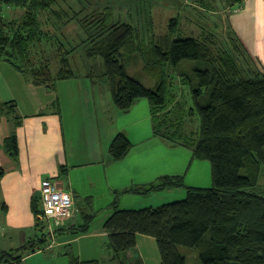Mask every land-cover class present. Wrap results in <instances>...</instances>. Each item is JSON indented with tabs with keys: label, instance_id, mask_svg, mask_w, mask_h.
Masks as SVG:
<instances>
[{
	"label": "trees",
	"instance_id": "trees-1",
	"mask_svg": "<svg viewBox=\"0 0 264 264\" xmlns=\"http://www.w3.org/2000/svg\"><path fill=\"white\" fill-rule=\"evenodd\" d=\"M60 1L0 0V61L32 83L56 89L58 80L77 75L70 58L76 46L69 49L60 41L66 37L62 29L76 22L85 36L84 58L90 63L101 59L103 70L98 76L107 81L115 106L126 112L136 100L145 98L155 135L189 148L192 159L211 165L209 187L188 185L183 175H164L152 183L114 191L113 212L103 225L109 264H142L140 258H128L138 234L155 238L162 264H264V194L255 190L264 166V72L257 69L232 28L217 46L214 31L201 28L199 35L181 36L176 18L171 19L167 32L158 35L147 14L142 33L116 17L109 5L95 13L87 6L59 9ZM125 54L140 57L141 73L155 82L153 87L129 73ZM53 59L59 63L56 71L51 67ZM167 65L175 70L179 82L189 85L193 107L187 109L170 92ZM3 105L15 112L13 103ZM195 114L200 119L198 132L189 126ZM131 146L127 135L119 132L109 153L120 160ZM4 148L18 157L14 131L5 138ZM3 173L0 169V178ZM175 187L185 189L182 199L137 209L118 205L120 194L146 196ZM31 207L35 216L42 211L39 198H32ZM95 216L96 211L83 213L81 222L57 227L53 233L88 232ZM35 229L14 252L6 251L10 263L43 249L51 240V232L37 218ZM69 259L71 264L97 262L80 261L72 255Z\"/></svg>",
	"mask_w": 264,
	"mask_h": 264
},
{
	"label": "crops",
	"instance_id": "crops-1",
	"mask_svg": "<svg viewBox=\"0 0 264 264\" xmlns=\"http://www.w3.org/2000/svg\"><path fill=\"white\" fill-rule=\"evenodd\" d=\"M227 10L232 30L257 69L264 72V0H235ZM88 74L58 80L56 89L49 90L0 61V169L4 172L0 178V239L8 249L16 250L35 234L36 218L51 232L43 249L23 254L12 263L3 249L0 256L5 258L0 264H71L70 255L80 261L109 264L103 225L113 212L114 191L152 183L164 175H183L188 185L196 187L212 183L210 163L192 159L187 147H175L155 135L145 98L123 112L112 98L97 100L93 89L96 75ZM7 102L15 105L14 113L3 105ZM13 131L17 158L4 148L5 138ZM119 132L127 135L132 146L124 158L115 160L109 146ZM44 178L54 179L73 197L72 216L58 225L39 219L31 207L33 197L40 200ZM185 194L184 188L175 187L146 196L120 194L117 201L120 208L137 209L179 200ZM95 211L88 232L53 233L57 227L81 222L83 213ZM34 256L39 257L27 263ZM128 258L162 264L155 238L145 234L137 235Z\"/></svg>",
	"mask_w": 264,
	"mask_h": 264
},
{
	"label": "rangeland",
	"instance_id": "rangeland-1",
	"mask_svg": "<svg viewBox=\"0 0 264 264\" xmlns=\"http://www.w3.org/2000/svg\"><path fill=\"white\" fill-rule=\"evenodd\" d=\"M79 1L82 3L80 4ZM234 1L235 0H62L58 8L65 10L73 8L78 10L82 6L85 8L87 6L89 12H95L101 10L105 5H109L113 8L116 17H119L123 21L131 22L135 27L140 28L142 33L147 27L145 22L146 16L150 14L154 23V31L158 35L167 32L171 19L176 18L178 21L176 24L178 26L177 31L181 33V36L199 35L201 28H203V30L214 31L216 37H218L215 39L217 43L215 45L219 46L222 35L226 33V30H231L227 9L229 6L234 5ZM62 33L66 37H61L60 41L66 48L70 49L76 46L75 51L70 57L73 70L79 74L82 72H90L93 69L95 71L94 74L97 75L94 76L96 85L93 87L96 92L97 100L105 97L111 98L107 81L101 76H98L100 74L99 70H103L101 59H97L95 62L90 63L88 61L86 62L84 58L83 50L86 42L82 41L85 39V36L76 22H71L65 26ZM148 37L149 33L147 32V35H145L146 44H148ZM53 60L51 67L53 71H56L59 63L56 59ZM124 62L130 74L141 80L147 86H154L155 82L141 73L143 62L140 57L125 54ZM166 70L167 79L170 83L169 90L173 93L174 98L187 109L193 107L189 85L179 82V77L172 66L167 65ZM192 118V122L189 126L191 130L198 132L200 125L199 115L195 114ZM179 146L181 145H175V147ZM203 161L209 163L207 160ZM255 190L258 193L264 194V166L259 179V185ZM12 246L15 245L12 244ZM3 249L8 252L15 251L4 246L3 241L0 239V254H2ZM37 257L39 256H34V258L28 260L27 263L37 259Z\"/></svg>",
	"mask_w": 264,
	"mask_h": 264
},
{
	"label": "built area",
	"instance_id": "built-area-1",
	"mask_svg": "<svg viewBox=\"0 0 264 264\" xmlns=\"http://www.w3.org/2000/svg\"><path fill=\"white\" fill-rule=\"evenodd\" d=\"M39 219L52 221L55 225L62 223L73 214L74 201L72 194L62 189L52 178H44L40 182Z\"/></svg>",
	"mask_w": 264,
	"mask_h": 264
}]
</instances>
